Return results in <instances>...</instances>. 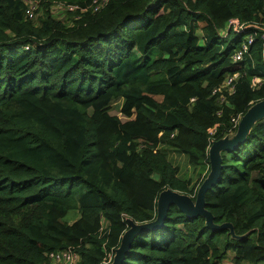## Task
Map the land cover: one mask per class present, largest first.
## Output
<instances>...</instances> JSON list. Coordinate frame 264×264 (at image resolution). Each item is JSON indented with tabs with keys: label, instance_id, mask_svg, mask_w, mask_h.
Wrapping results in <instances>:
<instances>
[{
	"label": "trees",
	"instance_id": "16d2710c",
	"mask_svg": "<svg viewBox=\"0 0 264 264\" xmlns=\"http://www.w3.org/2000/svg\"><path fill=\"white\" fill-rule=\"evenodd\" d=\"M102 1L0 0V264H54L47 254L68 249L104 264L127 219H156L163 191L196 200L211 142L264 99L262 32L233 60L264 28V0ZM234 19L252 26L236 32ZM236 74L233 94H214ZM118 99L128 121L109 113ZM162 148L206 174L180 178ZM222 160L206 209L248 235L171 206L123 264H264V121Z\"/></svg>",
	"mask_w": 264,
	"mask_h": 264
},
{
	"label": "water",
	"instance_id": "95a60500",
	"mask_svg": "<svg viewBox=\"0 0 264 264\" xmlns=\"http://www.w3.org/2000/svg\"><path fill=\"white\" fill-rule=\"evenodd\" d=\"M257 28L262 29L264 32V28L259 26ZM262 121H264V99L252 104L245 114L240 117L235 133L211 142L208 150L210 171L199 187L195 201L190 195L167 189L158 197L157 216L154 221L138 224L130 218L127 219L129 229L122 236L120 246L115 251L111 264H123L133 240L138 235L163 227L171 206H177L188 218H205L208 228L212 230H229L232 238L235 240H242L246 237L248 234L242 237L237 236L231 223H224L222 225L214 223L213 214L206 209V194L218 184L221 178L223 169L222 152L233 150L244 143L255 125Z\"/></svg>",
	"mask_w": 264,
	"mask_h": 264
},
{
	"label": "built area",
	"instance_id": "2783aa9c",
	"mask_svg": "<svg viewBox=\"0 0 264 264\" xmlns=\"http://www.w3.org/2000/svg\"><path fill=\"white\" fill-rule=\"evenodd\" d=\"M98 0H95V3H97ZM108 0H103V3H106ZM97 7L95 8V11H97L101 5L97 4ZM58 8H61V6H58ZM74 9H76V7H69L67 10L73 11ZM36 10H37V6L34 5H30V7L26 10V15L28 16V19L33 20L36 18ZM252 25H245V24H240V22L237 19L231 20L229 22V28H233L236 32H243L245 31L247 28H250ZM258 25L253 26V28L256 29V31H254L253 34H250V36H248L247 38V43H245L241 49H239L234 55H233V60L234 62H240L243 60V58L245 57L246 54H248V49L249 46L251 44H253L256 40V37L258 35L257 31L262 32V38L264 39V32L262 31V29H258L257 28ZM260 27V26H259ZM263 28V27H261ZM263 56H264V49H263ZM238 78V74L234 75L232 78H228L227 81L224 83L223 86H221L220 88L216 89L214 91V94L216 92L218 93H222V91L224 89H227L229 94H233L235 92V80ZM264 82V79L260 78V77H255L253 79V85H262ZM194 101V100H192ZM240 120V117L234 120V123L236 125H238ZM214 133V132H212ZM47 257L54 263V264H76L77 260H78V256L77 254L72 250V249H68L65 251H59V252H50L47 254Z\"/></svg>",
	"mask_w": 264,
	"mask_h": 264
},
{
	"label": "rangeland",
	"instance_id": "374dc122",
	"mask_svg": "<svg viewBox=\"0 0 264 264\" xmlns=\"http://www.w3.org/2000/svg\"><path fill=\"white\" fill-rule=\"evenodd\" d=\"M52 11H55L53 13L54 14L57 13L58 14L57 16H59V17H63L64 12H65L61 8H58V6H53ZM226 31H228V30L226 29ZM223 35L226 36L227 32H225ZM233 36H234V34H232V37ZM123 104H124L123 99H118V100L112 101L109 113L113 116H118L123 122H125V121H128L129 119L126 118L125 116H123V114L121 113V108H122ZM90 113H91V111H90ZM162 151H164L166 153V157H167L168 161L173 166H175L179 169L178 176L182 179L192 180L193 185H196L199 181H201V179L206 174L207 170H205L201 174V171H200L201 168H197V167L192 166L188 162V159L185 155H183V154H181L175 150L169 149V148H162ZM71 214H73V213H71ZM71 214H69V215H71ZM113 258H114L113 255H109L108 260L105 261L104 264H111L113 261ZM225 264H230V257L225 262Z\"/></svg>",
	"mask_w": 264,
	"mask_h": 264
}]
</instances>
